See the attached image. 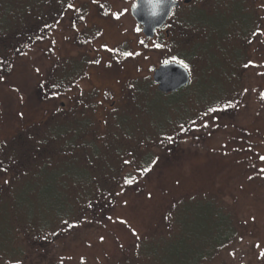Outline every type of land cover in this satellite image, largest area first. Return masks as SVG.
Wrapping results in <instances>:
<instances>
[{
    "label": "rangeland",
    "instance_id": "1",
    "mask_svg": "<svg viewBox=\"0 0 264 264\" xmlns=\"http://www.w3.org/2000/svg\"><path fill=\"white\" fill-rule=\"evenodd\" d=\"M201 3L206 24L139 44L142 84L106 114L120 85L91 70V37L70 23L91 0H0V217L18 247L0 264H192L208 232L191 241L180 225L204 226L211 203L237 237L210 264H264V15L227 26ZM181 60L191 83L171 102L151 75ZM45 185L74 216L40 233L27 216L56 196Z\"/></svg>",
    "mask_w": 264,
    "mask_h": 264
},
{
    "label": "flooded vegetation",
    "instance_id": "2",
    "mask_svg": "<svg viewBox=\"0 0 264 264\" xmlns=\"http://www.w3.org/2000/svg\"><path fill=\"white\" fill-rule=\"evenodd\" d=\"M174 1L177 6L173 8L165 25L155 32L153 39L144 37L142 27L131 14L135 4L134 0H91V12L89 9L87 12L86 7L82 6L72 9L70 12V23L80 21L86 27L82 29L86 32L83 37H91V49L88 51L91 54L89 56L91 57V70L101 73L102 79L110 75L120 85L119 92L109 101H104L105 103L101 107L106 114H110L116 108L120 94L127 97L134 84L136 87L138 84H142L141 74V77H133L132 71L129 70L133 68L131 64L140 58V43L154 42L160 32L164 39H169L173 29L206 24L200 19L201 15L205 13L204 9H194V5L198 1L202 2V7L207 3L217 5V10L222 13L221 16L223 15L221 20L223 23H227V26L238 25L237 19L242 16L244 18L242 25L249 27L253 24L250 13L255 14L258 11L264 15V0H249V3H246L247 0ZM87 16L91 18L89 27L85 22ZM246 20H249L248 26ZM129 53L131 55H128ZM134 68H138V66H134ZM137 70L133 71L137 74L140 73ZM60 107H63V104Z\"/></svg>",
    "mask_w": 264,
    "mask_h": 264
},
{
    "label": "trees",
    "instance_id": "3",
    "mask_svg": "<svg viewBox=\"0 0 264 264\" xmlns=\"http://www.w3.org/2000/svg\"><path fill=\"white\" fill-rule=\"evenodd\" d=\"M186 89L187 88L181 91H178L176 93L170 94V95L159 94V96L167 97L171 100V102L173 100H177L180 102L182 100V94L186 92ZM45 171H46L45 169H42L41 172H39L40 178L47 177L48 173ZM54 178H55L56 184L60 185L61 183H59V181L62 179V177L58 175V176H55ZM45 180H47V178ZM44 187H45V190H47L48 187L52 188L54 186L45 185ZM54 189L56 191V196L54 197L53 200H51L50 203H48V206L44 205V206L36 207L37 214L42 212L44 214L43 217H41L42 213L40 215H37L36 220L34 221L35 223H34L32 221H29V220H33V217H32L33 215L27 216V221L29 223H32V226L34 228L36 224V226H38L40 233L41 232L48 233L50 232V228H52L53 226H58V222L56 221V219H61L63 215H65L64 217L67 219H70L72 216H74L73 215L74 211H73L72 206H67L63 201V196L61 195L60 191L55 187ZM32 190L33 188L30 191L32 192ZM28 201L30 200L26 196L25 202H28ZM27 204L28 203H25L23 206H20L17 209H15L14 207L13 208L15 210H21V212H23L24 208L28 206ZM197 204H200V202H197ZM211 204H212L213 210L211 214L209 215L208 220L205 222L204 226L196 230H192V229L188 230V229H184L180 225L182 232L186 234L185 238L190 239L191 241L193 240L196 242L201 241L203 238V234L205 232H208V235H205L206 241H207V247L205 248V252L202 254L201 253L193 254L195 256V259L192 261V264H199V262H197L196 259L198 257H203V256H206L205 257V259L207 260L206 264H210L211 263L210 259L214 257L213 255L216 252L219 253V252L224 251L223 249L229 246L237 237L236 228L234 227L231 216L225 211H223V209L220 208L218 205H215L213 203ZM1 212H3V215L5 216L4 209ZM50 217H53V218L50 219ZM5 219L1 215L0 220L1 222H3L2 225L0 226V237H1L0 239V259L1 260L7 259L12 253L15 254L18 251V247L17 248L12 247V245L10 244L9 238L7 237L8 233L14 235V231H12L13 226L11 225V223H9V220L6 222ZM184 263H186V261L180 264H184Z\"/></svg>",
    "mask_w": 264,
    "mask_h": 264
},
{
    "label": "water",
    "instance_id": "4",
    "mask_svg": "<svg viewBox=\"0 0 264 264\" xmlns=\"http://www.w3.org/2000/svg\"><path fill=\"white\" fill-rule=\"evenodd\" d=\"M131 14L142 27L146 39H153L155 32L161 29L168 20L173 8L177 6L174 0H163L160 7H151L134 0ZM152 82L159 94L170 95L188 87L191 81L190 73L180 63L167 62L159 65L152 72Z\"/></svg>",
    "mask_w": 264,
    "mask_h": 264
},
{
    "label": "snow or ice",
    "instance_id": "5",
    "mask_svg": "<svg viewBox=\"0 0 264 264\" xmlns=\"http://www.w3.org/2000/svg\"><path fill=\"white\" fill-rule=\"evenodd\" d=\"M162 2H163V0H142L143 4L151 6V7H156V8L160 7ZM128 55H131V54L129 53ZM179 63H181L185 68H188V65L184 61L181 60V61H179ZM262 98H264V97H262ZM209 111H216V109H209ZM261 159L264 160V157H261ZM125 182L131 184L133 182V180L127 179ZM65 223H67V221H65Z\"/></svg>",
    "mask_w": 264,
    "mask_h": 264
}]
</instances>
